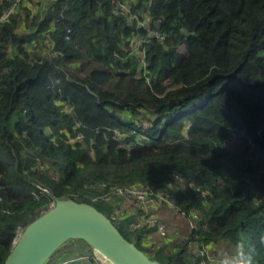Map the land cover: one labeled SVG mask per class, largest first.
I'll use <instances>...</instances> for the list:
<instances>
[{"label":"trees","instance_id":"obj_1","mask_svg":"<svg viewBox=\"0 0 264 264\" xmlns=\"http://www.w3.org/2000/svg\"><path fill=\"white\" fill-rule=\"evenodd\" d=\"M29 1L0 21V264L53 197L94 205L161 264L219 243L264 264V0H55L43 16ZM145 21L164 39L132 52ZM134 187L198 228L148 241L156 205L114 195ZM74 242L67 264H101Z\"/></svg>","mask_w":264,"mask_h":264},{"label":"water","instance_id":"obj_2","mask_svg":"<svg viewBox=\"0 0 264 264\" xmlns=\"http://www.w3.org/2000/svg\"><path fill=\"white\" fill-rule=\"evenodd\" d=\"M53 200L50 210L27 224L5 264H48L71 241L85 242L101 264H161L126 239L94 205Z\"/></svg>","mask_w":264,"mask_h":264},{"label":"built area","instance_id":"obj_3","mask_svg":"<svg viewBox=\"0 0 264 264\" xmlns=\"http://www.w3.org/2000/svg\"><path fill=\"white\" fill-rule=\"evenodd\" d=\"M9 1V0H7ZM22 0H15L12 4V6L4 13V15L0 18V21L6 20L8 17H10L15 8L20 4ZM133 6V2H126V3H118L116 5L115 9V14L118 15H125L127 17H130V22L132 23L133 20L136 19L134 14L131 12ZM140 26L146 27L148 34L147 36H138L133 38V47H132V52H136L140 49L141 45L146 43L148 41L149 36H154L156 38H159L160 40H163L164 37L161 36V34L157 30H152L148 22H140ZM71 34L70 30H67V36L66 39H69V36ZM141 57L143 56V53L140 55ZM143 58V57H142ZM148 191L143 189V188H126V189H117L114 191V195H119L121 197H127L128 201H130V198L132 197H137L139 202L143 204V202L150 203L151 205H156V207H168L170 210L176 212L180 217L184 218L189 222L190 229H197L198 224L196 221V218H198V214H190L185 211H181L180 213L177 212L178 207L177 205L172 202L171 200L168 199V197H165L163 195H158L156 196L155 194H150L148 195ZM147 195V196H146ZM105 200L106 198L103 197ZM146 204V205H147ZM145 205V204H144ZM145 205V207H146ZM114 220V218H111ZM150 225L151 226H157V232L163 236H167V225L165 222L159 220L156 216H151L150 218ZM22 234L21 228L17 230V235L14 239V243L17 242L19 239L20 235ZM13 243V244H14ZM193 246L192 243H189V247ZM200 254L205 257V259L202 261V264H214V263H219V264H245L244 260L241 259L240 257L235 256L234 254H229L227 258H219L217 257V252L215 250H210L206 249V247L201 244L200 247ZM84 258V257H83Z\"/></svg>","mask_w":264,"mask_h":264},{"label":"crops","instance_id":"obj_4","mask_svg":"<svg viewBox=\"0 0 264 264\" xmlns=\"http://www.w3.org/2000/svg\"><path fill=\"white\" fill-rule=\"evenodd\" d=\"M55 0H30L28 2V7L30 10L39 16H43L49 8H51ZM152 214L155 215L159 220L165 222L167 225V238L165 239L171 245L179 243L180 240L185 239L190 232V225L187 220L180 217L176 212L170 210L168 207H154ZM148 241L159 244L164 241V238L160 236L157 232L152 234L149 237ZM210 250H215L217 254L222 255L224 258H227L231 252L229 245L224 243H219L212 247H209ZM192 251L198 252L199 247L195 245L191 248Z\"/></svg>","mask_w":264,"mask_h":264},{"label":"rangeland","instance_id":"obj_5","mask_svg":"<svg viewBox=\"0 0 264 264\" xmlns=\"http://www.w3.org/2000/svg\"><path fill=\"white\" fill-rule=\"evenodd\" d=\"M181 52H183V53H186V48L185 47H182L181 48ZM85 73V72H84ZM82 74V76L83 75H85V74ZM170 83V82H169ZM53 204V203H52ZM52 204H50V205H48V206H46L45 208H43L42 210H44V209H46V210H48L50 207H51V205ZM134 205H132V207H133ZM134 208V207H133ZM42 210L41 211H39L38 213L39 214H41L42 213ZM22 230V229H21ZM158 233V232H157ZM159 234V233H158ZM168 235V234H167ZM161 236V235H160ZM161 237H163V236H161ZM167 237V236H166ZM68 245L63 249V250H61V252H59L58 253V256L56 257L55 256V258H53L48 264H67L69 261H71L78 253L77 252H79L78 251V243L77 242H74V241H71V242H68L67 243ZM76 249H77V251H76ZM67 262V263H66Z\"/></svg>","mask_w":264,"mask_h":264},{"label":"bare ground","instance_id":"obj_6","mask_svg":"<svg viewBox=\"0 0 264 264\" xmlns=\"http://www.w3.org/2000/svg\"><path fill=\"white\" fill-rule=\"evenodd\" d=\"M54 204V203H53ZM53 204L51 205V207L48 209V210H50L52 207H53ZM48 210H46V209H44V210H42V213L41 214H39V213H37L36 215V217H39V216H41L42 214H44L45 212H47ZM23 228H22V232H23Z\"/></svg>","mask_w":264,"mask_h":264},{"label":"clouds","instance_id":"obj_7","mask_svg":"<svg viewBox=\"0 0 264 264\" xmlns=\"http://www.w3.org/2000/svg\"><path fill=\"white\" fill-rule=\"evenodd\" d=\"M183 53V52H182Z\"/></svg>","mask_w":264,"mask_h":264}]
</instances>
